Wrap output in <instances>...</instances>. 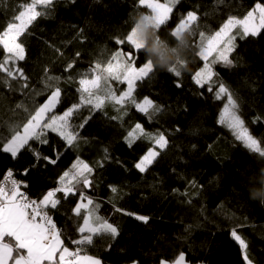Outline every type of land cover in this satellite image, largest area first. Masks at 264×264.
Segmentation results:
<instances>
[{"label": "trees", "instance_id": "16d2710c", "mask_svg": "<svg viewBox=\"0 0 264 264\" xmlns=\"http://www.w3.org/2000/svg\"><path fill=\"white\" fill-rule=\"evenodd\" d=\"M23 2L7 0L9 9ZM253 3L254 0H223L222 3L181 0L159 30V36L174 46L176 40L171 32L188 11L197 12L199 19L192 26L191 47L186 54L187 67L178 68L180 78L156 67L154 78L138 81L134 92L138 102L148 97L162 111L149 120L130 104L117 112L106 101L103 112L107 115L101 111L91 115L80 130L83 139L78 141L75 150L65 151L64 142L54 133L48 134V145L38 146L44 155L53 158L55 152L63 155L56 165L44 167L41 162L35 179L27 181L28 187L24 190L33 197L38 198L57 187L59 176L77 157L94 168L93 185L84 189V193L100 205L98 214L121 231L110 251L106 246L100 248L99 241L97 250L88 249L89 254H98L105 264H132L133 260L139 264L172 262L180 252L193 264H247L243 250L230 235L233 229L248 244L247 252L253 264H264V205L249 195V189L264 187V158L246 150L231 130L217 123L225 101H216L206 91L207 85L201 89L192 79L205 63L198 55L199 33L213 35L228 16L242 18ZM38 10L47 14L30 26L31 36L26 40L21 38L26 60L19 62V66L29 77V87L22 89L15 80H10L9 86L3 82L5 74L0 73V135L4 137L9 136L10 128L23 124L29 113L34 114L33 110L46 101L55 87L62 91L57 113L77 102L76 89L82 75L89 73L96 63L106 67L118 50L129 52L127 44L118 45L116 41L126 38L137 16L151 14L138 0H75L74 3L59 0L51 9ZM10 18L11 11L0 5V27ZM236 43L238 47L230 57L234 66L214 65L218 74L214 80H222L229 87L246 126L256 138L264 140V38H238ZM3 55L0 49V60ZM144 59L138 57L136 66H142ZM177 79L181 88L174 86ZM110 83L118 95L126 90L125 84ZM20 104L23 107L17 108ZM123 111L127 115L121 123ZM80 112L79 117L73 118V124L89 116L88 107ZM257 117L260 121L253 123ZM136 123L146 132L164 133L169 141V147L161 150V157L146 173H140L134 164L152 142L140 139L129 148L125 140L127 131ZM104 148L108 149V159ZM96 161H102V166L97 167ZM18 167L0 157V173L5 168ZM110 186H115L117 192L113 193ZM61 196L57 194V198ZM76 202L74 197L62 199L59 211L50 213L65 238H78L77 228L82 221L72 211ZM113 205L148 215L149 223L144 225L115 212Z\"/></svg>", "mask_w": 264, "mask_h": 264}, {"label": "snow or ice", "instance_id": "6c2138e0", "mask_svg": "<svg viewBox=\"0 0 264 264\" xmlns=\"http://www.w3.org/2000/svg\"><path fill=\"white\" fill-rule=\"evenodd\" d=\"M72 2L74 3L75 0ZM180 2L181 0H166L165 3H161L160 0H138L139 5L150 9L151 14L145 16V20L152 25L157 37L159 30L166 25L173 9ZM219 2L222 3L223 0ZM56 3H59V0H25L9 9L7 0H0L3 9L11 11V18L0 27V49L4 53L3 59L0 60V73L5 74L3 78L5 84L15 80L20 83L22 89L29 87V77L23 67L19 66V62L26 60V48L21 38L24 37L26 40L31 36L30 26L38 17L47 14L38 8L51 9ZM198 19L196 11H188L171 35L177 38L186 31L192 34V26ZM138 27H132L125 39L116 41L118 45L127 44L131 49L129 52L118 50L106 67L96 63L90 73L82 75L78 81L79 87L76 89L79 94L77 102L64 109L62 113H57L56 108L61 104L62 91L59 87H55L50 91L46 101L33 110L34 114H28L23 124L10 128L8 137L0 135V157H5L19 165L15 169L5 168L4 172L0 173L2 177L0 178V264H105L98 254H89L88 249L97 250V241H99L100 248L106 246L110 251L117 238L121 236V231L116 224L98 214L100 205L94 204L93 199L84 193V189L93 185L92 166L77 157L71 167L59 176L58 186L36 199L29 197L22 189H27L28 180L35 179L36 170L41 162L44 167L56 165L63 155V152H55L53 158L42 153L38 146L49 144L48 134H56L64 142L65 151L69 148L75 150L79 146L78 141L83 139L80 130L91 119V115L96 111L107 115L103 112L106 101L110 102L117 112H121L125 104H130L149 120L162 111L148 97H144L142 102H138L134 97L137 82L144 81L145 78H154L156 68L146 56L145 43L138 38ZM80 32L82 33L83 30L81 29ZM199 36L201 43L198 55L205 63L193 75L194 83L201 89L207 85L206 91L212 93L216 101L226 100L219 112L217 123L231 130L235 140L241 142L246 150L264 158V146H262L264 140L256 138L246 126L245 120L239 114L240 109L234 93L222 80H214V77L218 76L214 71V65L221 64L228 68L234 66V60L230 57L238 47L236 43L238 38L239 40H247L250 37L264 38V2L254 0L253 6L242 18L230 15L213 35L205 36L200 32ZM140 56L145 59L142 61V66L137 67L136 59ZM210 57H212L211 61H209ZM68 67L71 68L72 65ZM169 72L176 78L181 77V71L176 67H172ZM48 79L57 78L48 77ZM110 81L125 84L126 90L118 95ZM174 86L182 87L179 79L174 81ZM16 107L21 108L23 105ZM84 107H88L89 116L79 124H73V118L79 117L80 110ZM24 110L27 112V109ZM124 115H127L126 111L122 112L121 123ZM109 119H117V117H109ZM260 119L257 117L253 123L259 122ZM140 139L152 142V146L134 164L140 173H146L150 166L157 162V158L161 157V150L169 147V141L164 133L146 132L140 123H136L127 131L125 140L127 146L132 148ZM103 151L105 159H108V149L104 148ZM95 163L97 167L102 166V161ZM110 187L113 193L117 192L115 186ZM58 193L62 194L61 198H57ZM69 197L76 199L72 211L82 221L77 228L76 239L63 237L50 214L59 211L61 200L67 201ZM113 207L115 212L122 213L135 221L144 225L149 223L148 215L128 211L115 205ZM230 235L243 250V260L247 264H253L245 240L235 229L231 230ZM120 251L124 250L120 249ZM132 264L139 262L133 260ZM159 264H169V262L161 260ZM172 264H189V261L185 253L180 252Z\"/></svg>", "mask_w": 264, "mask_h": 264}, {"label": "clouds", "instance_id": "9594fccd", "mask_svg": "<svg viewBox=\"0 0 264 264\" xmlns=\"http://www.w3.org/2000/svg\"><path fill=\"white\" fill-rule=\"evenodd\" d=\"M147 14H140L135 19V25L138 27V38L145 43V52L154 66L161 70L169 71L172 67L177 69L187 67L186 54L190 50L191 33L186 31L175 38L176 44L170 45L166 39L157 37L152 25L145 20ZM151 38V39H150ZM249 195L252 200L258 201L264 205V187L259 189H249Z\"/></svg>", "mask_w": 264, "mask_h": 264}, {"label": "built area", "instance_id": "2783aa9c", "mask_svg": "<svg viewBox=\"0 0 264 264\" xmlns=\"http://www.w3.org/2000/svg\"><path fill=\"white\" fill-rule=\"evenodd\" d=\"M22 191H26V190H24V189H22ZM27 192V194L29 195V197H31V198H33V199H36V197H33L28 191H26ZM54 219V218H53ZM55 221V220H54ZM55 223H56V221H55ZM57 224V223H56ZM57 228H58V226H57Z\"/></svg>", "mask_w": 264, "mask_h": 264}, {"label": "rangeland", "instance_id": "374dc122", "mask_svg": "<svg viewBox=\"0 0 264 264\" xmlns=\"http://www.w3.org/2000/svg\"><path fill=\"white\" fill-rule=\"evenodd\" d=\"M160 2H161V3H165V2H163V1H160ZM38 9H39V8H38ZM211 59H212V57L209 58V61H210ZM214 71H215V69H214ZM89 73H90V72H89ZM225 102H226V100H225ZM168 262H169V264H172L171 261H168ZM189 264H193V263H190V262H189Z\"/></svg>", "mask_w": 264, "mask_h": 264}]
</instances>
